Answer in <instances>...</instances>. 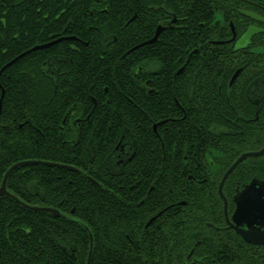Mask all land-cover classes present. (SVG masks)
<instances>
[{
  "label": "trees",
  "instance_id": "1",
  "mask_svg": "<svg viewBox=\"0 0 264 264\" xmlns=\"http://www.w3.org/2000/svg\"><path fill=\"white\" fill-rule=\"evenodd\" d=\"M253 1L264 3V0ZM161 2L0 0V186L5 173L18 163L37 161L77 168L87 163L84 152L74 148L67 151L71 149L68 146L61 149L63 141L56 124H60L71 107L80 106L89 114L91 95L97 93L99 97L105 87H108V103L101 101L104 105L94 109L92 115L108 118L92 120L97 129L94 144L98 142L100 147V142L105 140L114 144L121 129L127 127L135 137L141 136L139 150L142 151L134 168L141 183L132 191L128 188L133 183L128 181L123 185L122 203L111 192L122 184L98 186L97 183L111 182L105 177L96 178L95 172L78 174L35 164L12 171L6 181L9 196L0 197V264H86L90 243L89 264H191L190 261L264 264V247L247 245L233 231L225 229L223 205L217 195L219 182L232 164L242 154L259 151L264 145V115L261 111L255 116V97L251 93L257 83L258 95L264 102V51L254 50L259 40L264 50V33L251 39L249 50L252 51L243 57H231L230 53L228 60L208 59L204 55L189 59L186 69L192 68L194 73L201 70L189 95L196 104L187 113L189 120L183 125H170L166 131H157L163 139V160L158 139L145 129L139 118H134L129 104L112 93L113 83L118 82L120 90L130 98L134 93L129 89L132 81L129 71L147 67L153 61L169 74L176 59L182 58L177 56L178 46L183 52H191L195 37L206 44L218 36L224 38L226 30L219 26L211 29L207 24L219 11L224 13L223 10L212 13L205 2L195 5L192 0H182V10H178L179 5L169 2V10L185 19L182 34L168 33L165 46L152 47L147 54L144 49L142 55L130 54L121 59L119 52L131 36L146 35L148 29L153 32L145 7H156ZM234 13L232 7L230 14ZM134 15L140 19L124 27ZM232 21L235 23L234 16ZM198 22L204 24L202 28H197ZM98 34L116 37L119 45L101 57ZM66 38L75 41H63ZM55 41L60 42L31 51ZM84 43L88 44L87 49ZM71 46L78 51H72ZM54 54L70 58L74 67L71 75L58 81L55 92L51 81L39 71ZM240 67L243 70L236 82L226 90L229 78ZM213 84L224 89L213 90L210 88ZM154 88L151 97L144 99L140 95L138 100L143 105L140 109L146 107L155 120L178 115L179 109L171 102V89L160 79ZM20 124L24 125L22 129ZM4 125H8L7 130L2 129ZM211 125L218 130L215 138L203 143ZM197 141L203 143L204 151L196 158L207 165L214 164L212 183L203 188L187 184V176L193 175L190 172L186 171L184 183L178 175L183 158L195 160L187 148ZM101 160L95 156L93 165L101 164ZM203 171L210 173L209 169ZM158 177L160 183H148ZM263 180L264 155L240 163L223 185L228 213L234 208L235 190ZM150 187H153L151 192ZM182 201L186 204L178 205ZM39 207L55 209L59 216L32 209ZM161 211L163 214L158 216ZM153 218V223L147 226ZM180 221L183 223L176 227ZM207 222L213 228H208ZM189 255L191 259L187 261Z\"/></svg>",
  "mask_w": 264,
  "mask_h": 264
},
{
  "label": "flooded vegetation",
  "instance_id": "2",
  "mask_svg": "<svg viewBox=\"0 0 264 264\" xmlns=\"http://www.w3.org/2000/svg\"><path fill=\"white\" fill-rule=\"evenodd\" d=\"M169 2L171 4L179 5L180 7L177 6V9L182 10V0H162L161 2L162 4L156 7L152 5L146 6L145 7L146 10L144 13L151 19L148 22L149 23L148 25L149 27L151 25L154 28L153 32L151 29H148L146 35L137 34V35L131 36L128 39L127 43H125L126 45L123 46L119 52V54H121L120 55L121 59H125L130 54H134V57H136L137 56L136 54L142 55V53H144L145 51L147 54L148 49L152 47L156 49L158 46H161V45L165 46L167 44V34L168 33L178 31L179 34H182V31L186 28L185 25L183 24L185 19L177 16L175 12L169 10L168 8ZM201 2H205L207 8L212 13H214L218 9L223 10L224 13H221L219 11L217 14H215L212 22H209L207 24L211 29L214 28L215 26H219L220 28L223 27V30H226L224 33L225 34L224 38H221V36H218L217 37L218 39L210 40L205 44L202 40H200L199 37H195L196 42L192 45L191 52L190 51L183 52L180 49V46H178L179 49L178 47L176 48L177 49L176 52L178 53L177 56L179 55L182 58L176 59L174 67L171 70H169V74L166 71H164V67L163 68L160 67L157 64V62H153V61L149 62V65L147 67H144V68L138 67L136 70L129 71V77L132 80L129 85V89L134 93V95L132 94L130 98L125 96V92L123 90H120V86L118 82L116 85L113 83L112 93L116 94L118 98H121V100L124 101L126 105L129 104L134 118L135 119L139 118V121L144 123L145 129L151 130L154 136L158 139L159 145L161 149L163 150V154H162L163 160H165L163 139L159 138L157 131L158 130L166 131L170 125L171 126L183 125L186 121L189 120V116H187V113H190L192 110V106L196 104V101L190 98L189 95L193 87L195 88V82L197 79V75L199 74V72H201V70H197L196 73H194L195 71H193L192 68L186 69V65L189 63V59L193 55H204V56H207L208 59H213V58L218 57L222 59L227 58L228 60L231 56L230 53H232L231 57L233 56L243 57L242 55L246 54L248 51H252V50H249V48L251 47V43H252L251 39L253 37L249 41L245 42L243 45L241 46L238 45V42L242 39L247 29L250 27H254V28L262 30V32L257 34L256 36H263V33H264V22L254 21L252 19L245 17L243 14L240 13V12H250V13H253L259 16L261 19L264 20V3L262 1L192 0V4H195V5H199L201 4ZM221 5L225 6V8H220ZM232 7L235 9V13L233 14L235 23H233L232 21L233 16L230 14ZM158 11H160V13H158ZM139 19L140 18L138 15H134L133 18L130 19V21H128L124 25V27H126L128 23L139 20ZM203 25H204L203 23L198 22L197 28H202ZM159 27L161 28V32L155 38L157 28ZM154 38L155 40L154 42H152ZM96 39H97V44H98L101 57H103L106 54V52L113 49L115 45H119L118 39L114 36H103L101 34H98ZM63 41L73 42L75 41V39L66 38ZM200 42H202L203 44L201 45ZM204 44L205 46L203 47ZM262 44H263L262 40H259L258 46L254 49L257 53H262L264 51ZM83 46L85 49H87L88 44L84 43ZM217 46H224L225 48L223 50L216 49L215 47ZM70 49L72 51H78L72 46L70 47ZM144 49L145 51L143 52ZM199 49L202 52L198 51ZM238 52L239 54H237ZM146 57L150 58L149 56H146ZM73 68H74L73 61L70 58L63 56V55L54 54L43 64L42 67H40L39 71L41 75L43 76V78L51 81L54 87V92H55L58 81L63 77L71 75V73L73 72ZM239 69L243 70L242 67L238 68L237 70ZM232 76L228 80V83L225 87L226 90H229L228 85H229V81L231 80ZM159 79L161 82L165 83V87H168L171 89V92H172L171 102L173 106L179 109V114L178 115L170 114V115H167V117L165 118L160 116L155 120L154 118H152L151 113L145 107L146 101H144V107H145L144 110L142 108L140 109L142 102H140L138 98L140 97L141 94L143 95L144 99H147L151 97L152 95H154L155 94L154 85L156 84L157 81H159ZM210 88H212L213 90L215 88H217L218 90L222 88L224 89V87H222L221 85H218L216 87L214 84ZM258 92H259L258 84L255 83L251 90V93L255 97V99L253 98V104L255 108L256 117L261 111L264 115V102L263 100L260 99ZM107 94H108V87H105L102 89V94L99 95V97H97V93L95 94V96L91 95L90 97V102H91L90 110L91 111L89 114L88 113L86 114L87 111L82 109L80 106H78V108L77 106L74 108L71 107L67 109L66 114L60 120V124L59 125L56 124L57 130L60 136L59 138L61 141H63L61 144V149H63L64 146L65 147L68 146L71 149L70 150L66 149L67 151H73V148H74L78 151L84 152L87 156L88 162L84 163L82 167L80 168L69 166L70 168L75 169L74 171L63 168V166L65 165H61V164H56V165H59V167L57 168L64 169L71 173L82 174L85 171L87 172L90 171L92 173L95 172L96 174H94V176H96V178H99L102 180L103 177H105L107 178V181L111 182V183H104V182L97 183L99 184L98 186L100 185L104 186L105 184H112L113 186H118V183H121L122 186L120 187L118 186V189L113 188V191L111 190L110 191L113 192V196L122 203L123 202V199L121 196L122 192L120 191H123V188L125 187V186L123 187V185H125V183H128V181L129 183H133L132 186L128 188V190L132 191L135 188H137L141 183V180L135 177V170H134L137 164L136 162H138V159H139V154L142 153L141 149L139 150L140 144H141L140 142L141 136L135 137L130 129H128L127 127H123L121 129L119 136L116 138L117 140L115 141L114 144L112 145L108 144L109 143L108 140L100 142V147H99L98 142L94 144V141H95L94 138H96L97 129H96V124H94L93 122L96 121L97 119L100 121L106 120V118L108 117L93 116L92 112L94 111V109H98L102 107L104 104L108 103L109 97L107 96ZM129 94L130 92L127 93V95ZM101 101H104L105 103L102 104ZM115 118L116 117H112L110 119H115ZM120 120H122L121 117H120ZM152 122L153 124L150 127V124ZM23 126H24L23 124H20L19 129H22ZM53 126L54 125L51 122L50 128H53ZM2 129L7 130L8 125H4ZM215 131H218V130H216L214 125H211L207 129V134L203 133L206 137L202 140V142L204 143L207 141L209 142L212 141L216 135ZM203 143L200 144L197 141V143L194 146H192L191 148H187V150L191 151V154L192 156L195 157V160L194 158H191V161H187L186 158H183L182 163H181L182 164L180 167L181 170L178 174L180 178L179 180L181 183H184L185 182L184 176L187 174V172H190L193 175H188L186 178V180L189 181V183L187 184L190 185V187H193V186L201 187L202 186L203 188L212 183L211 174L214 170V164H212L211 162L209 165H207L204 160L200 161V159L196 158V155H200L199 154L200 151H204L202 148ZM255 152H258V151H255ZM73 153L75 154V152ZM249 153H253V152H249ZM97 155H98V159H100V157L102 158L101 164L93 165L95 156ZM204 169H209L210 173L206 174L204 171L202 173V170ZM194 173H196L195 176H194ZM129 177L131 178L129 179ZM86 178L89 179L88 177ZM159 178L160 177H158L154 181L150 180L148 183H154V184L160 183ZM91 181L93 182V180ZM263 181H257V182H263ZM220 182H219V185H220ZM92 184H96V183H92ZM154 184L153 186H155ZM219 185L217 187V195L223 205V216H224L225 229H229L228 224L226 222L225 213H224V204H225L224 201L227 200V198L224 196L223 186H222V196L224 200L220 196L219 191H218ZM248 185H245L241 189L234 191V195L232 197L234 208L231 211V213H228V210H226L228 221L231 222V216L235 210V202H234L235 196L237 195L238 192H242L244 188ZM152 190H153V187H150V192ZM35 195L38 196V191H36ZM185 204L186 203L183 201L178 203V205H185ZM227 209H228V206H227ZM163 212L164 211H161L158 216L162 215ZM229 230L233 231L232 229H229ZM188 257H187V261H190ZM190 262L191 264H197L200 261L198 262L190 261Z\"/></svg>",
  "mask_w": 264,
  "mask_h": 264
},
{
  "label": "water",
  "instance_id": "3",
  "mask_svg": "<svg viewBox=\"0 0 264 264\" xmlns=\"http://www.w3.org/2000/svg\"><path fill=\"white\" fill-rule=\"evenodd\" d=\"M241 14H243L245 17L252 19L254 21H258V22H264L263 19H261L259 16L250 13V12H240ZM161 32V28H157L156 31V35L155 38L159 35V33ZM262 30L254 28V27H250L247 29V31L245 32V34L243 35L242 39L238 42V45L241 46L243 45L245 42L249 41L252 37L256 36L257 34L261 33ZM155 38L152 40V42H154ZM60 41H55L52 42L48 45L42 46V47H36L34 49H32L31 51H36V50H42L45 49L49 46H52L54 44H57ZM14 62V61H13ZM12 64V63H10ZM242 69L237 70L231 80L229 81V89L232 87L233 83L235 82L236 78L239 76L240 72ZM264 154V146L263 148L258 151V152H253V153H245L242 154L233 164L232 166L227 170V172L225 173V175L223 176L220 185H219V194L220 196L223 198L222 196V186L224 184V182L226 181L227 177L233 172V170L241 163L243 162L245 159L249 158V157H259L262 156ZM44 165V166H49V167H59V165L56 164H52V163H44V162H37V161H28V162H22V163H18L16 165H13L4 175L2 182H1V186H0V197H4V196H9V194L6 192V181L8 179V176L11 174L12 171H14L16 168L19 167H23V166H27V165ZM63 168H66L68 170L74 171L75 169L67 167V166H63ZM245 188H252L254 193H255V208H254V212L256 215V219H260V212L262 210H264V181L263 182H257V181H253L251 184H249L248 186H246ZM244 188V190H245ZM243 190V191H244ZM242 191V192H243ZM237 196V195H236ZM235 196V198H236ZM235 198H234V202H235ZM224 200V198H223ZM225 202V201H224ZM28 208V207H26ZM29 209V208H28ZM35 211H47L52 213L54 216H58V212L56 210L53 209H47V208H40V209H36ZM237 212H238V205L235 202V210L231 216V222L228 221V217H227V211L225 210V204H224V213H225V218H226V222L228 224L229 229H232L236 235H238L241 240L246 243L247 245L250 246H255V247H264V225H258L257 226V235L252 238V239H245V237L243 235H241L242 231H246V226H240L237 223ZM155 220V218L151 219L149 221V223L147 224V226H149L150 224L153 223V221ZM240 228L241 231H237V229ZM91 248H92V243H90V249H89V253H88V260H87V264H89V260H90V256H91Z\"/></svg>",
  "mask_w": 264,
  "mask_h": 264
},
{
  "label": "snow or ice",
  "instance_id": "4",
  "mask_svg": "<svg viewBox=\"0 0 264 264\" xmlns=\"http://www.w3.org/2000/svg\"><path fill=\"white\" fill-rule=\"evenodd\" d=\"M255 193L252 188H245L243 192H238L235 198V202L238 205L237 212V223L240 226H246V231H242L241 235L245 237V239H252L257 235V226L264 225V210L260 212V219H256V215L254 212L255 208ZM225 210H227L228 201L225 200ZM187 206V205H186ZM193 219H197L193 217ZM183 221H180L176 224V227H180V224ZM208 228H213L211 222H207ZM215 231H219V229H215ZM237 231H241L240 228ZM207 239V237L205 238ZM196 247H199V243L196 244ZM194 254V250H193ZM191 259V256L188 257Z\"/></svg>",
  "mask_w": 264,
  "mask_h": 264
},
{
  "label": "bare ground",
  "instance_id": "5",
  "mask_svg": "<svg viewBox=\"0 0 264 264\" xmlns=\"http://www.w3.org/2000/svg\"><path fill=\"white\" fill-rule=\"evenodd\" d=\"M33 210H36L37 208H32ZM88 260V259H87ZM89 262H90V260H89ZM87 264V263H86Z\"/></svg>",
  "mask_w": 264,
  "mask_h": 264
},
{
  "label": "rangeland",
  "instance_id": "6",
  "mask_svg": "<svg viewBox=\"0 0 264 264\" xmlns=\"http://www.w3.org/2000/svg\"><path fill=\"white\" fill-rule=\"evenodd\" d=\"M90 248V247H89Z\"/></svg>",
  "mask_w": 264,
  "mask_h": 264
}]
</instances>
